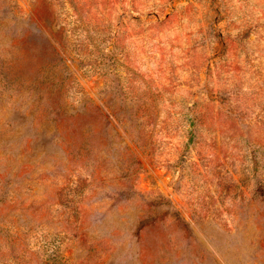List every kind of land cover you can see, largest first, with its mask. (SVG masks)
Here are the masks:
<instances>
[{
	"label": "rangeland",
	"instance_id": "obj_1",
	"mask_svg": "<svg viewBox=\"0 0 264 264\" xmlns=\"http://www.w3.org/2000/svg\"><path fill=\"white\" fill-rule=\"evenodd\" d=\"M0 264H264V0H0Z\"/></svg>",
	"mask_w": 264,
	"mask_h": 264
}]
</instances>
